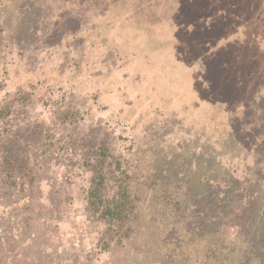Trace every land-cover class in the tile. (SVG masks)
I'll return each instance as SVG.
<instances>
[{
	"label": "rangeland",
	"instance_id": "374dc122",
	"mask_svg": "<svg viewBox=\"0 0 264 264\" xmlns=\"http://www.w3.org/2000/svg\"><path fill=\"white\" fill-rule=\"evenodd\" d=\"M188 190L163 264H264V0H0V264H159Z\"/></svg>",
	"mask_w": 264,
	"mask_h": 264
},
{
	"label": "trees",
	"instance_id": "16d2710c",
	"mask_svg": "<svg viewBox=\"0 0 264 264\" xmlns=\"http://www.w3.org/2000/svg\"><path fill=\"white\" fill-rule=\"evenodd\" d=\"M204 180V179H203ZM121 181V180H118ZM104 183V177H98L95 178L93 180V185L96 187V190L101 188V186ZM114 183H118L117 180H114ZM120 188L122 186V184H118ZM94 187V189H95ZM188 193H185L187 196V199H185V202H187V207H186V211L185 213H188L189 217L188 220L190 219V221L192 223L190 224H186V223H173L172 227H173V231H174V235L171 240H168L167 236L170 234L169 230L164 234V236H161L160 233H157L158 231H160V224H158L159 220H154L152 221L154 223V225H156L153 230L156 234V236L154 237V239H158V242H156L157 245V249L156 251H159V253L164 254V256H161L160 260H159V264H163L164 259H168L170 262H178L179 260H183V259H189V255L185 254L181 251V249H179V246L181 244V240H183L184 238H186V235L190 238L189 243L190 244H195L196 243V237L199 236L198 233L199 231H204L203 229H199V226L196 223V220H200L202 219L203 215L206 217V219L204 220H208V217L206 213L200 212V210H198V207H200V205L197 203V201H202L203 203H206L207 205L205 206V208L208 210V207L210 208L209 205L211 202V199L209 200L210 196L214 197V194L210 193L209 190H206L203 192V195L201 194H197L194 191L188 190ZM96 193H94V191L91 192V196L93 197ZM121 195H125L124 191H120ZM184 194V195H185ZM204 196V197H203ZM203 197V198H202ZM117 197L113 196L112 201L105 206L106 208V212L104 213V215L107 217H111L112 219L117 217V216H122L123 214H127V211L129 212L131 209H135V206H130V204L127 202H122L120 203L117 199ZM202 198V199H199ZM100 201H102V198H99ZM214 200V199H213ZM181 201V196L178 197L177 202H175V205H177L179 202ZM201 202V203H202ZM216 204L217 205H221L222 202L220 200H216ZM201 208V207H200ZM150 221V220H149ZM173 221V220H172ZM159 225V226H157ZM185 225V226H184ZM184 226L185 229H181V227ZM198 231V232H197ZM181 233L182 234L181 236ZM171 235V234H170ZM154 235L151 236V239L153 238ZM150 247V248H148ZM151 245L146 246V248H148L149 253L156 252L153 248H151ZM174 251V253H172ZM182 252L179 256H177L178 258H174V255L176 252ZM210 254V253H209ZM208 254V255H209ZM207 255V256H208ZM210 257V256H208ZM185 261V260H184ZM182 261V262H184ZM185 264V263H184Z\"/></svg>",
	"mask_w": 264,
	"mask_h": 264
}]
</instances>
